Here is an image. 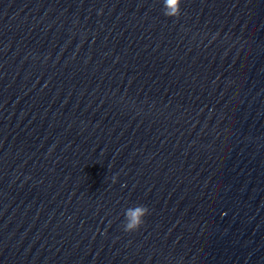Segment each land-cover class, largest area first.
I'll list each match as a JSON object with an SVG mask.
<instances>
[{
	"label": "clouds",
	"instance_id": "obj_1",
	"mask_svg": "<svg viewBox=\"0 0 264 264\" xmlns=\"http://www.w3.org/2000/svg\"><path fill=\"white\" fill-rule=\"evenodd\" d=\"M163 13L166 17H179L181 14L182 0H162ZM113 177V182H115ZM149 214V209L144 205L130 207L125 211V232L137 231L143 224L144 218Z\"/></svg>",
	"mask_w": 264,
	"mask_h": 264
}]
</instances>
